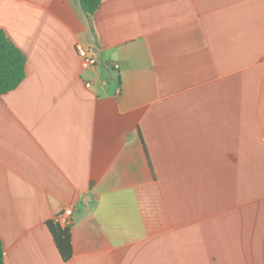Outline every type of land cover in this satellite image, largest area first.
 I'll list each match as a JSON object with an SVG mask.
<instances>
[{"label":"crops","instance_id":"crops-1","mask_svg":"<svg viewBox=\"0 0 264 264\" xmlns=\"http://www.w3.org/2000/svg\"><path fill=\"white\" fill-rule=\"evenodd\" d=\"M92 27L78 0H0L26 57L0 97L4 264H264V0H101Z\"/></svg>","mask_w":264,"mask_h":264},{"label":"trees","instance_id":"trees-1","mask_svg":"<svg viewBox=\"0 0 264 264\" xmlns=\"http://www.w3.org/2000/svg\"><path fill=\"white\" fill-rule=\"evenodd\" d=\"M101 0H78L81 11L92 27L93 15L100 6ZM26 57L0 29V97L16 89L25 77ZM54 245L63 263L72 258L70 227L62 228L53 221L47 224ZM0 264L3 261V247L0 241Z\"/></svg>","mask_w":264,"mask_h":264},{"label":"built area","instance_id":"built-area-1","mask_svg":"<svg viewBox=\"0 0 264 264\" xmlns=\"http://www.w3.org/2000/svg\"><path fill=\"white\" fill-rule=\"evenodd\" d=\"M74 49L77 57L80 59V64L83 70H90L99 64L97 56L82 44L76 43ZM116 68H118V65H114V69ZM87 86L89 87V84ZM119 93L120 92L117 91V94ZM72 214L73 211L71 208H64V210L54 218L53 222L62 228L70 227L72 224Z\"/></svg>","mask_w":264,"mask_h":264}]
</instances>
